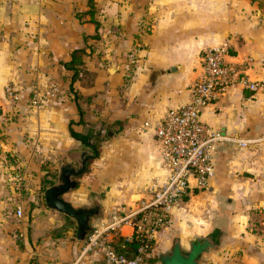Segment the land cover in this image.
Listing matches in <instances>:
<instances>
[{
    "label": "crops",
    "instance_id": "0c3cea01",
    "mask_svg": "<svg viewBox=\"0 0 264 264\" xmlns=\"http://www.w3.org/2000/svg\"><path fill=\"white\" fill-rule=\"evenodd\" d=\"M93 7L96 23L87 0H0V264L94 258L76 240V222L45 206L44 177L64 164L77 168L83 152H93L79 138L91 136L96 155L64 199L98 203L95 225L148 198L150 182L168 170L154 131L141 126L190 100L203 51L222 43L227 62L250 60L245 73L259 87H231L202 110L201 120L232 140L220 143L207 187L172 209L147 264H264V8L258 0H94ZM77 49L84 53L75 78L64 64ZM97 124L112 135H97ZM16 172L25 175L20 219Z\"/></svg>",
    "mask_w": 264,
    "mask_h": 264
},
{
    "label": "built area",
    "instance_id": "2783aa9c",
    "mask_svg": "<svg viewBox=\"0 0 264 264\" xmlns=\"http://www.w3.org/2000/svg\"><path fill=\"white\" fill-rule=\"evenodd\" d=\"M228 44L222 43L203 51L202 72L189 87L190 100L168 109L154 126L143 122L141 129H152L159 147L160 156L167 167L165 178H155L147 190L148 198H140L128 209L116 208L101 218L87 238L82 251L92 252L95 257L87 264H147L156 233L169 222L172 209L194 188L203 189L215 175V154L221 142L231 141L220 130L201 120L202 110L215 103L228 89L243 86L252 91L258 82L248 78L245 70L250 60L241 64L227 62ZM56 94L59 88L50 85ZM5 92L10 100L15 99L13 89ZM33 105L39 108L41 98L34 93ZM240 142V141H239ZM15 177L17 191L16 216L22 217V189L24 173ZM128 232H123V228ZM133 241L135 252L131 255L116 250L115 240ZM49 264H59L53 257Z\"/></svg>",
    "mask_w": 264,
    "mask_h": 264
},
{
    "label": "water",
    "instance_id": "95a60500",
    "mask_svg": "<svg viewBox=\"0 0 264 264\" xmlns=\"http://www.w3.org/2000/svg\"><path fill=\"white\" fill-rule=\"evenodd\" d=\"M91 127L97 130V135L106 133L108 136L112 135L111 131L106 132L99 124L96 126L91 125ZM88 128L89 124H85L83 135L87 134ZM91 138L90 136L87 140L82 138H79V140L88 144L93 149V152L84 151L83 160L77 168L72 167L70 164H64L59 170L57 183L45 188L42 192V200L47 208L62 213L76 222L75 238L78 241H84L92 231L91 220L101 217L100 206L98 203H94L89 207H75L65 200L63 196L76 188L78 183L77 178L86 170L88 160L94 158L96 155L97 150Z\"/></svg>",
    "mask_w": 264,
    "mask_h": 264
},
{
    "label": "trees",
    "instance_id": "16d2710c",
    "mask_svg": "<svg viewBox=\"0 0 264 264\" xmlns=\"http://www.w3.org/2000/svg\"><path fill=\"white\" fill-rule=\"evenodd\" d=\"M91 15V21L96 23L95 19L93 18L94 16V9L93 7L90 8V10L88 11ZM82 53H84V49H77V50H74L72 53H71V60L67 63H65V67H67L68 69H71L73 70V74H74V77L76 78L77 75H78V70H77V67L79 65H81L82 63ZM77 97V95H76ZM79 98V97H77ZM77 107H78V111L80 112V114L82 113V110H81V107L79 106V104H77ZM75 135V134H74ZM53 185V184H50V186ZM115 244V247H116V250L120 253H125L127 255H131L135 252V249H136V244L135 242L131 241H124L122 239H117L115 240L114 242Z\"/></svg>",
    "mask_w": 264,
    "mask_h": 264
},
{
    "label": "rangeland",
    "instance_id": "374dc122",
    "mask_svg": "<svg viewBox=\"0 0 264 264\" xmlns=\"http://www.w3.org/2000/svg\"><path fill=\"white\" fill-rule=\"evenodd\" d=\"M258 1L260 2V4L262 5V7L264 8V0H258ZM87 2H88V7L89 8L93 7L94 0H87ZM93 9L95 10L94 7H93ZM108 127H111V126L108 125ZM103 138H105V137H103ZM73 163H75V165H76V162L73 161ZM58 174H59V168L57 170L53 171V172L52 171H49V174L44 177V183H45L44 184V187L45 188L49 187L50 186V183H54V182L57 183V181H58ZM56 183H54V184H56ZM16 205H17V203H14L15 208H16Z\"/></svg>",
    "mask_w": 264,
    "mask_h": 264
},
{
    "label": "flooded vegetation",
    "instance_id": "af4514ba",
    "mask_svg": "<svg viewBox=\"0 0 264 264\" xmlns=\"http://www.w3.org/2000/svg\"><path fill=\"white\" fill-rule=\"evenodd\" d=\"M88 139V137L86 138V140Z\"/></svg>",
    "mask_w": 264,
    "mask_h": 264
}]
</instances>
